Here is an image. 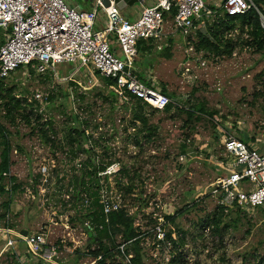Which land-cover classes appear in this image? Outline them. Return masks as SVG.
<instances>
[{"label":"rangeland","instance_id":"374dc122","mask_svg":"<svg viewBox=\"0 0 264 264\" xmlns=\"http://www.w3.org/2000/svg\"><path fill=\"white\" fill-rule=\"evenodd\" d=\"M76 3L81 4V1L76 0ZM129 8L136 10L142 8V4ZM122 15L129 16V10H123ZM234 33L238 47L232 56L200 48L197 30L185 37L174 31L168 48L169 59L155 50L150 55L138 56V71L147 70L156 84L166 88L184 108L200 104L217 114L214 120L196 115L188 121L185 114L174 110L168 114L144 107L149 127L143 130V125L134 121L139 104L119 102L120 107L114 109L111 101L104 102L101 98L100 95H107L103 88L88 81L87 72L80 77L78 91L50 77H27L23 71L6 80V87H15V94L29 103L36 101L38 92L49 94L46 101L49 105L45 107L36 101L32 107L17 112L14 123L6 118L5 108H0V125L10 132L14 148L10 175L3 181L0 179V264H18L15 250L8 247L5 235L1 234L7 221L15 232H36L42 228L50 231L48 242L61 247L56 264H100L84 253L87 247L97 250L98 245L90 244L81 221L84 218H79L75 208L80 204L84 211L85 201H81L88 197L82 191L80 201L74 199L76 179L82 178L86 170H92L85 164L94 157L98 164L116 162V170H122L102 178L101 184L109 193L101 194L119 197L131 214L137 213L135 226L145 234L141 243L145 264H171L174 258L178 259V264H260L264 258L262 212L242 210L238 213L231 208L225 212L227 216L218 232L207 224L208 217L221 206L223 193L217 191V183L223 178L222 168L230 162L224 151V134H234L244 142L248 140L264 154V56L241 45L239 38H248L247 35H242L240 30ZM66 66L58 67L61 76L67 74ZM67 92L74 95L72 108L78 120H87L85 129L93 138L86 148L91 153L75 145L73 155L67 143L68 128L74 125L73 118L65 114L64 94ZM31 112L34 116L28 125L20 113ZM39 113L43 117L37 123L35 115ZM49 122L53 124L51 131L46 125ZM42 125L48 131L45 139L40 131ZM150 130H154L151 139L147 138ZM54 136L57 141L52 139ZM2 150L0 134V155ZM68 151L69 157L65 155ZM45 161L49 162L46 164L49 168L51 161L55 162L50 181L53 187L47 186L46 197L39 196L33 202L29 192L33 190L30 186H33L34 171ZM125 169L128 177L123 172ZM83 180L87 181V177ZM119 182L128 186L135 184L134 194L127 195L125 190H120ZM15 185L20 188L13 190ZM72 187L74 193H71ZM141 197L149 202L147 208L140 207ZM8 202L9 208L5 206ZM192 203L197 206L180 216L174 226L186 234L185 244L177 249L168 242H160L156 226L163 224L165 233L170 232L172 226L165 225V217ZM67 213L71 217L69 223L65 219ZM160 218L164 222L160 223ZM66 222L70 228L66 229ZM13 237L8 235V239ZM117 241L120 242L119 237ZM23 250L19 245L17 251ZM129 257H133L131 252ZM105 262L113 264L114 261L110 258Z\"/></svg>","mask_w":264,"mask_h":264},{"label":"built area","instance_id":"2783aa9c","mask_svg":"<svg viewBox=\"0 0 264 264\" xmlns=\"http://www.w3.org/2000/svg\"><path fill=\"white\" fill-rule=\"evenodd\" d=\"M94 8L85 12L70 6L65 0H0V34L4 37V44L0 48V78L8 80L22 69L27 77H50L58 83H75L80 89V77L87 72L88 81L103 88V81L96 77L99 74L101 79L112 82L108 88L122 104L134 102V98L153 111H164L171 103L176 106L180 104L164 95L150 74L147 80L151 86L143 83L136 75V62L139 55L138 44L142 41H153L157 52L171 46L170 33L166 31L168 16H173V30L182 37L190 36L195 30L207 35L210 28L218 25L226 16H242L251 10L259 14L264 29V15L253 0H224L218 8H208L204 0H155L153 5L143 6L139 17L132 21L122 15L115 0H95ZM100 11L106 17L102 29L97 27ZM234 34L231 32L226 38L234 40ZM64 64H71L73 73L61 76L58 66ZM29 66L34 69V76L31 75ZM35 98L41 105H49L46 102L49 94L38 92ZM72 98L74 99V95ZM52 139L57 141L55 136ZM223 143L230 162L226 164V176L217 183L223 193L220 205L226 208V212L239 207L245 212L256 210L264 214V154L251 143L247 144L231 133L224 134ZM65 155L69 157V151ZM47 163L49 162L45 161L38 171H34L35 177L40 176V187L38 194L34 190L29 192L33 202L39 196L46 197L47 186L53 187L50 181L56 166L54 161H51L50 168ZM116 168L117 163L113 162L98 177L102 180L107 175L116 174L119 172ZM32 181L34 186V179ZM103 185L101 184L100 204L107 216L122 209L124 205L119 197L101 194L109 193ZM73 189L74 187L71 193L76 191ZM87 199L81 201H85L84 211L80 209V204H76L77 214L92 212V200ZM41 206L44 209L45 204ZM9 217L10 215L7 219ZM65 217L69 223L70 215L67 213ZM159 220L160 223L164 222L163 218ZM68 226L66 222V229L70 228ZM92 226L93 221L86 220V234L87 230L93 231ZM155 230L160 242L164 243L166 237L163 224H158ZM49 233L50 231L45 232L42 228L36 232L28 231L25 237L22 231L15 232L7 226L5 230H1V234L5 235L4 239L8 241V247L13 248L17 256H21L16 251L19 241L27 245L28 250L24 254L28 258L18 264H56L61 247L48 242ZM8 235H13L14 239H8Z\"/></svg>","mask_w":264,"mask_h":264},{"label":"trees","instance_id":"16d2710c","mask_svg":"<svg viewBox=\"0 0 264 264\" xmlns=\"http://www.w3.org/2000/svg\"><path fill=\"white\" fill-rule=\"evenodd\" d=\"M256 6L259 8L261 13L264 15V8L261 7L263 0H253ZM207 35L199 33L200 43L199 47L205 50L213 51L216 54L221 55H228L232 56L235 50L238 47L237 42L233 39H227L226 35L234 32L236 30H240L242 35H247L248 38H239L241 45L245 48L253 49L256 53L262 54L264 56V29L262 28L260 22V16L255 10H251L245 15L236 16V17H225L220 20V23L213 28H210ZM0 48L4 44V37L0 34ZM172 43V41H171ZM155 50V46L153 41L145 42L142 41L138 44V51L139 55L143 53V55H150ZM157 52V51H155ZM158 54L163 55L165 58H171L170 50L164 49ZM138 55V56H139ZM141 59V58H140ZM142 60H144L142 58ZM67 67V75H69L70 71L72 70L71 64H64ZM64 65H60L62 68H65ZM64 66V67H63ZM59 67V66H58ZM30 73L32 76L35 75L34 69L29 66ZM147 69V68H146ZM63 70V69H62ZM22 71V69L20 70ZM66 75V74H65ZM137 77L145 83L147 86H151V83L147 80L146 72L138 71L136 73ZM99 81H103L102 85L103 91L107 93V95H100L101 98L106 101H111L113 104L114 109L119 106V101L116 95L111 92L108 86L112 83L108 79H101L99 74L96 75ZM7 79L0 78V108H5L6 111V118L10 119L11 122H15L16 114L20 110H25L28 107H32L36 104L34 101L33 103H29L28 100H22L19 95L15 94V87L7 88L5 83ZM70 86L76 87L75 90L78 91L79 87L75 83H70ZM102 88V87H101ZM162 93L169 97L171 100L174 101V96L169 94L166 88L163 86L161 87ZM63 92V91H62ZM64 98L67 104V115L72 117L74 121V125L70 126L68 129V145L71 147V153L75 155V145L77 147L85 150L87 153H91V150L87 149L86 146L88 145L89 141L93 138L91 135H87L86 129L88 127L87 120H78V116H76L73 108L72 103L74 99L72 98L71 94L67 92L64 94ZM81 98H84L81 96ZM112 98V100H110ZM134 102L139 104L140 109L135 113L134 121L136 123H140L143 125V130L149 127V118L144 110L145 105L141 103V101L134 99ZM52 103V102H51ZM120 107V106H119ZM192 108H184L183 106H176L175 104H169L166 109L164 110L165 113L170 114L173 110L178 112L179 114H185L188 118V121L192 120L196 115L199 116H208L211 120H214L217 116L215 113H211L203 105H196L191 106ZM159 112V111H154ZM34 112L29 114L20 113V116L26 121L28 125L32 123V117L34 116ZM35 121L38 123L40 119H42L43 115L41 113L35 115ZM48 125L50 131L53 129L52 122H49ZM40 131L46 138L45 135L47 132L44 129V125L41 126ZM56 133V132H54ZM154 130L149 131V136L147 138L151 139ZM0 134L3 143V150L0 155V179L3 181L10 175V168H11V152L13 151V144L10 139V132L7 130L5 126L0 125ZM242 140V139H241ZM97 143V142H96ZM245 143H249L246 140ZM21 149V147H20ZM22 150V149H21ZM112 162H103L98 164L96 162V157L90 158L87 160L85 166L89 165L92 167L91 171H87L82 173V178L76 179V195L74 199L80 201L79 194L83 191L86 193V197L92 200L91 206L92 209L90 214L80 215L81 221H83V226L86 220H92L93 226L92 230H87L90 244L98 245V249L95 251L91 250V247H87L84 253L88 256L96 259L99 261L100 264H105L107 259L112 258L113 264H145L144 252L141 246L143 238L145 234L140 230V228L135 226L137 213L131 214L129 210L124 206L120 210H116L111 212L109 215H104L103 207L100 204V190L102 189L101 186V179L98 177L99 173L104 172L108 166H110ZM223 172H220L221 177H225L227 174V169L222 168ZM124 174L128 177L127 170H123ZM226 172V174H225ZM87 177V181L83 180V177ZM40 176L34 177V186H32L34 193L38 194V190L40 184L38 183V179ZM120 190H125L127 195L134 194L135 192V184L125 185L122 182L118 183ZM4 188V187H3ZM19 185H15L12 187L13 190H17ZM96 188V190L94 189ZM94 189V190H93ZM220 189L218 188L217 191ZM221 191V190H220ZM223 196V195H222ZM141 208H147L149 206V202L142 200ZM26 205V204H23ZM7 208L10 207V203L5 204ZM197 203H192L187 205L186 207L182 208L181 210L177 211L172 215H168L165 217V225L172 226V230L170 232L165 233V241L170 243L174 248H180L185 244V236L186 234L183 230L175 228V224L177 219L182 216L184 213L188 212L189 209L192 207H196ZM226 208L224 206H219L217 210L214 212L213 216L208 217L207 224L211 227H214V230L218 232L222 225L224 224V218L227 216L225 213ZM235 210L240 213L242 209L239 207H235ZM108 220V222H107ZM6 226L11 228L10 222H5ZM102 227V228H100ZM14 230V229H13ZM118 237L120 238V242L118 243ZM20 245L23 247V251H27L28 247L23 241H19ZM163 243V242H162ZM23 244V245H22ZM22 251V252H23ZM130 252L132 253L133 257L130 258ZM20 254V253H19ZM80 256V255H79ZM82 256V255H81ZM171 264H178V259L174 258ZM260 264H264V258L261 259Z\"/></svg>","mask_w":264,"mask_h":264},{"label":"crops","instance_id":"0c3cea01","mask_svg":"<svg viewBox=\"0 0 264 264\" xmlns=\"http://www.w3.org/2000/svg\"><path fill=\"white\" fill-rule=\"evenodd\" d=\"M65 1L70 6H72V7H78L80 10L85 11V12L92 11V10L95 9L94 8L95 7V0H80L81 1V4H77L76 3V0H65ZM154 2H155V0L154 1L151 0L149 3H147V0H145L142 3V8H137L136 10H134L133 8H129V7H133V6L126 7V9L129 10V16H127L125 18H128L131 21L137 19L139 17V15H140L142 9H143V6L153 5ZM223 2H224V0H206L205 1V3H206V5H207L208 8H218V6H220ZM261 7L264 8V0H263V2L261 4ZM126 9H124V10H126ZM121 12L123 14V11H121ZM172 17H173L172 15L171 16H168L167 17V21H166V31L168 33H170V38L171 39H172V35L174 34V30H173V28H174L173 27V18ZM105 23H106L105 13L103 11H100L99 12L98 21H97V27L98 28H100V27L103 28L104 25H105ZM136 68L138 70V59H137V62H136ZM148 71H150V70H148ZM145 72H146V76L148 77L149 74H148L147 70ZM17 247H18V245H17ZM17 249H16V251H17ZM18 253H20V251ZM20 255L21 256H16L18 258V263L21 260L23 261V260L27 259V257L25 256L24 252L23 253L21 252Z\"/></svg>","mask_w":264,"mask_h":264},{"label":"water","instance_id":"95a60500","mask_svg":"<svg viewBox=\"0 0 264 264\" xmlns=\"http://www.w3.org/2000/svg\"><path fill=\"white\" fill-rule=\"evenodd\" d=\"M145 0H115L116 5L118 6V8L123 11L124 9H126V7L128 6H134L135 4H142ZM106 5L108 6V2L106 3ZM70 73H73L72 71ZM28 231L24 230L22 231V235L23 236H27Z\"/></svg>","mask_w":264,"mask_h":264}]
</instances>
